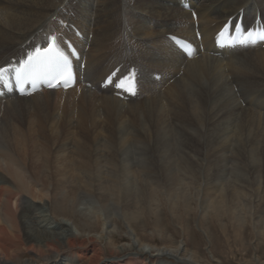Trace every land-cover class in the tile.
I'll return each mask as SVG.
<instances>
[{"label": "bare ground", "instance_id": "1", "mask_svg": "<svg viewBox=\"0 0 264 264\" xmlns=\"http://www.w3.org/2000/svg\"><path fill=\"white\" fill-rule=\"evenodd\" d=\"M133 1L0 0V68L51 37L79 56L71 89H0V264H222L213 250L214 261L188 253L193 242H143L131 224L146 191L195 197L202 214L223 210L264 236V42L215 46L230 20L264 28V0ZM174 38L192 44V57ZM132 72L129 95L115 84ZM27 138L57 142L36 145V174L23 162ZM140 164L142 174L132 171ZM53 203L97 232L83 237L70 219L55 220ZM111 216L128 242L116 244Z\"/></svg>", "mask_w": 264, "mask_h": 264}, {"label": "rangeland", "instance_id": "2", "mask_svg": "<svg viewBox=\"0 0 264 264\" xmlns=\"http://www.w3.org/2000/svg\"><path fill=\"white\" fill-rule=\"evenodd\" d=\"M128 2L133 4L134 1L128 0ZM62 7L60 8L62 9ZM76 35L77 37H81L80 34L76 33ZM82 66L83 64H81V68ZM25 140V151L26 148L28 150L29 147H32L29 148V152L24 151L26 156L24 155L23 159H26H21L23 160L24 164L26 163L25 168L29 164L33 165L34 163V166L29 165L28 168L31 166L29 170L27 168L26 169L30 173L32 171V174H36L38 170L37 167H39V162L41 160L40 158L36 159L35 157L36 155L34 153H36L38 157L39 152V147H36V145L38 144L37 146H40L39 144H41L47 148L53 149L52 145L56 144L57 142H39L30 138ZM63 144H67L69 148L71 147V150L74 149V141L64 142ZM134 155V149L131 148L129 155L130 160ZM27 156L32 157L31 159L29 157L30 161H28ZM35 159L37 160L36 162H34ZM142 159L144 158H141V156L138 157V163H140ZM146 163L147 162L144 163L145 165L142 164L143 168L145 166L149 167V165ZM142 165L140 164L135 166L132 168V171L136 173L140 172V174H142L145 169L140 170L137 168L142 167ZM188 178L189 177H184L183 181L186 182ZM151 194V191H146L142 195L143 202H139V206L137 205L138 208L136 209L139 212L136 214V220L132 221L131 224L135 228L137 235L142 238L143 242H149L150 244L157 245L160 248H162V246L176 247L178 244L180 245L182 241L186 242V244L188 241L189 243L193 242L195 245H198V247L191 248V246H187L188 253H197V251H199L200 257L212 259L213 257L211 254H213V251H215L218 254L215 257L220 263L222 262V264H248V262L255 261L256 259L260 260V258L261 261H264V236L258 237L256 233H254V230L251 226L248 225L244 230L243 227L242 229L239 228L240 226H238L236 222L229 223V219L226 218L227 214H225L223 210L216 213L210 212L208 213L209 215L202 214V212L197 208V201L195 197H192L190 201H187L182 196L164 198L161 197V195H156L154 198H152ZM51 210H53L55 220L58 221L60 218H66L73 221L77 230L83 237H85L87 234H95L97 232V228L94 230V228L91 227L92 225L89 224L86 219L83 220L82 217L77 213L72 214L69 212L65 214V212H63V210L54 203L51 206ZM111 219L119 227L117 236L121 238V240H119V238L116 239L119 241L116 244L128 242L129 238L126 236V232L129 230L128 227H126L116 216H111ZM242 222L243 220H240L239 223L242 224ZM158 228H160V232L156 231ZM21 257V260H24L25 258H30L31 256L25 252V254H23ZM200 257H197L199 262L204 263V260ZM145 258H149L150 260L154 261V259L150 258L149 255L145 256ZM216 258L212 260L214 261Z\"/></svg>", "mask_w": 264, "mask_h": 264}, {"label": "snow or ice", "instance_id": "3", "mask_svg": "<svg viewBox=\"0 0 264 264\" xmlns=\"http://www.w3.org/2000/svg\"><path fill=\"white\" fill-rule=\"evenodd\" d=\"M249 36H251V33H249ZM259 39L264 40V35H261ZM41 68H47L49 71L47 73L41 72ZM66 68L67 61L63 60L59 55L55 46V38L51 37L46 48H37L34 53L29 55L27 61L19 69L15 70L16 80L18 83L27 81L35 84L37 78L47 75L50 76L48 87H58L60 83L68 86L69 78L64 77V70ZM9 70L8 68H0V80H2L3 75ZM53 70L55 71V75L51 74ZM53 81H56V83H53ZM117 87H120V85H117Z\"/></svg>", "mask_w": 264, "mask_h": 264}]
</instances>
